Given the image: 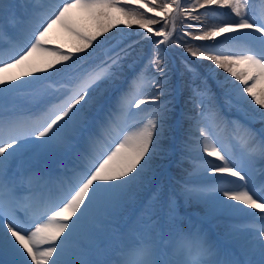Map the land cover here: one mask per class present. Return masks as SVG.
<instances>
[{
  "label": "snow or ice",
  "instance_id": "snow-or-ice-1",
  "mask_svg": "<svg viewBox=\"0 0 264 264\" xmlns=\"http://www.w3.org/2000/svg\"><path fill=\"white\" fill-rule=\"evenodd\" d=\"M260 2L264 5V0ZM131 4L138 8L128 7ZM140 8L147 9L153 16L141 13ZM254 8V0H194L190 6H185L183 0L164 3L157 0H124V3L120 0H58L55 4L31 7L0 0V17L10 16L11 23L19 26L15 34H10L0 23V42L8 46L7 52H0V95L30 83L13 84L12 81L20 77H8L12 68H21L25 77L46 73L49 69L64 74L61 80H52L54 73L36 77L37 81H47L44 95L54 100L48 101L40 113L28 117L31 123L21 117L0 115V249L8 248L13 252L18 258L16 264H92L81 258L85 254L82 237L103 215L119 206L128 190L150 183L147 175L150 161L158 152L161 158L165 155L162 141L172 106L168 98V55L173 46L183 47L194 58L210 61L215 68L234 78L229 81L223 76L219 81L228 103H232L233 92L238 101L251 103L243 95L247 93L259 105L254 110L255 119L264 123V111H261L264 109V12L257 16ZM17 9L21 10L19 15ZM199 9L208 11L193 15ZM214 9H228L229 13H218ZM181 14L201 26L182 22L176 35V20ZM201 16L215 17L217 22L204 26ZM83 18L92 21L95 30L82 28L78 21ZM118 24L129 29L133 25L146 29L147 34L140 33V37L151 45L147 63L133 75L127 87L117 85L123 71V57L128 55L126 49L105 51L85 69L74 67L76 60L83 57L74 60L73 53L91 48L88 55H94L93 42ZM157 24L161 26L153 28ZM54 26L74 36L78 45L70 52L47 47ZM189 28L193 31L186 30ZM183 37L212 43L193 45ZM218 37L223 39L217 41ZM226 48L231 50L226 51ZM35 53L51 59L40 58L35 64H29V58ZM68 61L72 64H67ZM62 63L66 67L56 68ZM237 81L242 88L235 83ZM193 92L194 96L208 97L212 106L207 87ZM148 104L154 106L141 109V105ZM89 106L92 112L86 110ZM196 106L203 108V101ZM133 108L140 111L133 112ZM198 115L203 118L204 113ZM121 118L131 120V130H121L112 138L111 132L117 129ZM232 123L243 130L248 159L244 155L238 159L231 151L213 145L201 128L203 152L220 161L214 164L202 160L204 171L212 175L227 174L235 179H217L199 191L211 192L216 206L224 212L241 215L249 214L247 209L259 211V226H255L256 221L250 224L256 237L251 246L239 259H220V250L202 231L175 229L170 230L167 242L164 236L158 238L156 227L149 225L152 219L149 215L143 221L149 234L142 235L117 264H264V183L257 189L251 171V157L258 155L264 160V129L258 137L247 125L239 121ZM105 140L103 151H97V144ZM33 141H39L36 147L44 150L78 151L79 163L74 176L59 195L32 188L21 191L11 179L12 165ZM260 175L264 176V168L260 169ZM196 191L186 188L185 195L191 199ZM161 200L162 192L153 191L148 212ZM164 203L169 218L174 220L177 215L174 198L169 196ZM250 214L255 217V213ZM257 253L259 262L252 258ZM176 256L182 258L175 259Z\"/></svg>",
  "mask_w": 264,
  "mask_h": 264
},
{
  "label": "rangeland",
  "instance_id": "rangeland-1",
  "mask_svg": "<svg viewBox=\"0 0 264 264\" xmlns=\"http://www.w3.org/2000/svg\"><path fill=\"white\" fill-rule=\"evenodd\" d=\"M57 2H58V0H47V4L48 5L55 4ZM120 2L121 3H124V0H120ZM214 11H216L218 13H223L224 10H222V9H214ZM77 15H79V14H77ZM90 22H92V21L88 20L87 18H83V19H80L78 21L79 25L82 28H84L86 31L89 30L88 27H89V23ZM136 33L139 34L138 39L136 38V39H133L131 41H134V40L141 41L140 33L147 34V30L146 29H142L141 31H137ZM232 35H234V34H232ZM129 38L130 37L126 36V37L123 38V40H121V39H115V40L111 39V42L110 43H107V45H105L103 47V51L105 52V51H109V50L115 48V50L118 52L121 49H126L127 47L131 46V45L125 44L126 41ZM216 39H217V41H219V40H222L223 37H218ZM48 40H49V43L47 44V46L48 45L49 46L52 45L53 47H56L57 45H56L55 41L64 44V43H68V42L70 43V41H76L77 39L74 36H72L70 33H68L67 31H65L64 29L60 28L59 26H54V28L49 33ZM209 43H212V42H209ZM170 52H172L171 49H170L169 53ZM141 57H142V54L140 53L135 59H132V60L127 61L126 62V65L128 67H130V68H133V67H135L137 65L136 66L137 68H135V71L137 72L138 68H142L143 65H144V63H145L144 62L143 64H141L142 63V62H140ZM40 58L51 59V57H46L42 53H35V54H33V57H30L29 58L28 63L29 64H35L37 62V60L40 59ZM209 63H211V62L209 61ZM209 67H210V69H209L210 71L209 72H211L209 74H211V76H212V81H214V83H218L219 84V81L221 79L220 80H217L215 78V76H213L214 73H216L215 66L214 65H211ZM123 71L125 72V69L124 68H123ZM7 75H8V77L10 79L13 76H19L20 79L19 80H14V81H12V83H18V82H20L17 85H21L22 81H30V83L33 82V81H36V77L40 76V73H33L32 76L25 77L23 75V70L21 68H12V69L9 70V72L7 73ZM118 80H117V82H118ZM230 81H233V80H230ZM46 83L47 82H45L43 85L39 86L32 93H19V94H17V96L15 97V103H20V104H23L24 106H32L34 102L36 103V102L40 101L41 99H49V98H51V97H47V96L44 95V88H45ZM235 83L237 85H239V82L238 81L235 82ZM27 84L28 83L22 84L21 87H25ZM239 87L242 88L243 85H239ZM215 88H218V90H221L222 89L220 86H217V85H215ZM222 93L224 94V89H222ZM243 95L246 98L247 97L249 98V96L247 95V93H244ZM0 97H1V95H0ZM230 99L233 100V101H235V102L242 103V101H238L236 99L234 92L232 93ZM153 106L154 105H151V104L141 105V109H143V108H150V107H153ZM86 110L89 111V112H91L93 109H92L91 106H89ZM132 111L133 112H139L140 109H134ZM239 113H242V108L241 107L240 108H236L234 110V112L233 113H229V115H230V117H235L236 118L237 117V114H239ZM125 119L126 118L120 119L118 121L119 125ZM209 126H211V124ZM126 130H131L130 126L127 127ZM213 132H214V135L217 138H216V140H213L212 138H209L208 137L209 140L211 141V143L212 144H216L217 146L221 147L223 150H226L225 148L222 147L221 140H220V137H221L220 135H223V132H221V131L218 132V131H215V130ZM125 134H126V132H125ZM38 143H39V141H33L32 143L27 144L26 147H25V153L28 156V157H26V160H27V163H28V166H27L28 176H25L24 183L28 184L30 186V188H32L33 187L32 185L33 184H36V183H37V186H41L42 181H38V179L40 180V178H41V175H42L41 170H42V168L44 166L45 160L50 159V158H53L57 154H59L61 152V151H56V150H44V149H41L39 147H36V144H38ZM203 143H204V138H203ZM240 143H244V142L241 141ZM104 144H105V142L104 143L97 144V147H96L97 151L99 149H101L100 146L102 148H104ZM239 147H242L243 148L240 151L241 155L243 153V155L245 156V159H248L247 153L245 152V147H243V146H239ZM226 151H228V150H226ZM192 155L193 156H196L199 159H200V157H202V158L203 157H208V156H206V154L203 152L202 149L201 150L194 151L192 153ZM44 156H46V159L43 158ZM251 160H252V165H253L251 171H252V175L255 177V181H256V179L260 175V169L261 168L258 166V162L261 159L257 155V156L251 157ZM73 176H71V178ZM218 177H220V179H222V178L223 179H229V180L235 179V178H232V177L227 176V174H224L223 176L219 175ZM65 186H66V184H65ZM249 187H252V185H249ZM66 188H67V186H66ZM60 190H61L60 189V183H56V184H53L50 189H46L44 191L51 192L54 195H59ZM151 194H152V192H151ZM151 194H150V197H151ZM181 195L183 196V200H185L186 195H184L183 192H182ZM177 196H179L178 193H177ZM202 203L205 206L204 212H206L203 216L209 218V216H214V215H211L212 213H215V216H218V217L214 218L213 219V222L216 223V224L221 220V218H219L220 217L219 215H223V214H226V215H234V214H232L230 212H224L220 208H219V210L215 209L213 211V208H215L217 206H216L214 200L212 199V195L211 196H208V198H204L202 200ZM229 203H232V202L229 201ZM108 216L113 217L112 213L110 212L109 214L103 215L101 217V219H100V222H102V223L105 222V220H107V217ZM234 216H239V215H234ZM119 221L120 220L118 219L116 222H119ZM97 224H99V223H97ZM134 225H135V223L133 225H131V228L128 230V232H126L127 234L126 233L124 234V239L126 238V241L127 242H129V240H132V242H134V241L137 240L136 238L130 237L131 235L135 234L134 230L132 229ZM248 226H249V223H247V222H237V223H235V225L233 226V228H230V229L227 228L224 224L221 225V227L223 229H225V231H226V235H227L226 237H228L230 240H232L235 243H237L243 250H245V246L246 245H251L252 242L256 238L254 232L248 230ZM100 228L101 227L99 225H96V229H100ZM110 228H112V229L114 228V223L111 224ZM135 228H138V226H135ZM92 230L93 229H91L86 235H84L82 237V241L88 242L89 243V247L97 246V245L101 244L102 241H104L103 240L104 237H103V238H99L98 241H93V242L90 243V240L88 238H86V236H89ZM100 230H98V231H100ZM98 231L95 230V233L97 235H98ZM99 233L101 235L102 233H104V230H101ZM113 234L110 235V236H106L105 239H111L113 237L115 238L116 236L113 235ZM205 236L208 237L207 234H205ZM83 245H84V249L83 250L85 252H87L89 250L88 249L89 247L87 248V247H85V244H83ZM99 251H100V249L96 250L91 256H95ZM257 255L259 256V254L257 253L252 258L255 259L257 257Z\"/></svg>",
  "mask_w": 264,
  "mask_h": 264
},
{
  "label": "trees",
  "instance_id": "trees-1",
  "mask_svg": "<svg viewBox=\"0 0 264 264\" xmlns=\"http://www.w3.org/2000/svg\"><path fill=\"white\" fill-rule=\"evenodd\" d=\"M149 2H150V0H149ZM164 2H166V0H157V3H164ZM192 3H194V0H185V2H184L185 6H190ZM133 9H136V8H133ZM139 11L141 13H144L143 10H141V9H139ZM204 12H205V10L199 9L198 11L194 12L193 15H201ZM224 13H229V10L228 9H224ZM144 14L148 16V14H146V13H144ZM201 19L203 21V25L204 26L213 25V20H211V18L209 16L208 17L201 16ZM182 22L185 25L191 23V24H194L195 27H200L201 26L197 22L188 20L187 17L185 15H183V14L179 15L177 17V20H176V24H177V26L179 28L181 27V23ZM135 28H138V26L137 25H133L132 28L129 29L125 25L118 24L110 32H107V33H104L101 36H98L97 40L93 42V47L96 48L97 44H98V42L100 40H108L109 38L119 36L120 34H123V33H131L133 31V29H135ZM88 29L89 30H87V31L95 30V25H94L93 22L89 23ZM186 30L193 31V29H191V28L186 29ZM189 38L190 37H185V38H183V40L187 41L188 43L193 44V45H198L199 44V43H196L194 41H191ZM78 43L75 44V47L78 45ZM171 50H172L173 54L176 57L178 70L180 72V82H181V87H182L181 102L183 103V110H184L182 126H183L184 130H191L195 134L196 130H195L194 127H195L196 124H199V123H197V120H196L199 117V115H198V107L196 106L198 97L194 96L193 90L196 89V88H201V87H203L205 85L208 86L207 85L208 83L206 81L208 78L203 75L201 69L207 70L209 68V66H211L212 64L209 63V61H207V60H201V59L192 57L191 55H189L184 50L183 47L173 46L171 48ZM86 51H92V49L90 48V49H87ZM96 57H97V55L96 56L92 55L89 58L88 61H86L87 59H83V60H80V61H83L84 63L86 62L87 64L91 65L96 60ZM192 61H194V64H190V63H192ZM216 75L218 77H223V76L228 75V74L223 72V70L216 68ZM167 79H168V85L173 84V81H174L173 74H170ZM126 87H127V85H126ZM151 91L154 92L155 89H152ZM257 91H259V87H258ZM190 97H192L193 99L190 100ZM258 108H259V105H257V109ZM171 113H172V111H170L169 116H170ZM193 117H196V119H193ZM256 123L262 124L259 121H257ZM168 128L169 127L167 125V131H168ZM166 134H167V132H166ZM166 137H167V135L163 138L162 147L165 146L164 144H166V141H167ZM185 138H188V136L185 137ZM189 139L192 140L193 138H189ZM165 153H166V150H165ZM160 158H161V156H160V154L158 152L157 155L153 157L152 161H150V168L156 162H158ZM149 173L150 172H148L147 174H149ZM151 173H152V171H151ZM178 175L181 176V173H179ZM178 185L181 187L180 184H178ZM142 187H133L132 189L128 190L124 194L121 202L125 203L124 200H129L128 194L130 192L137 193V195H138V192L141 191ZM137 190H139V191L135 192ZM189 200L190 201H189V203L187 205V208H189V209L197 208L200 211H204V209H202L200 207V205L196 201H194L193 197L191 199H189ZM160 207H161V202L157 203L155 208H156V210H159Z\"/></svg>",
  "mask_w": 264,
  "mask_h": 264
},
{
  "label": "bare ground",
  "instance_id": "bare-ground-1",
  "mask_svg": "<svg viewBox=\"0 0 264 264\" xmlns=\"http://www.w3.org/2000/svg\"><path fill=\"white\" fill-rule=\"evenodd\" d=\"M152 14H153V13H152ZM225 35H229V34H225ZM219 175H220V174H219ZM214 209L219 210L218 207H215ZM252 211H258V210L247 209V212H252ZM212 214H215V213H212ZM241 215H244V214H241ZM9 235H10V234H9ZM250 246H251V245H246V246H245V249H246V248H249ZM2 250H3V252H4V255L7 257V259H9V260L11 261L10 264H16L18 258L14 255V253L11 252L8 248H3Z\"/></svg>",
  "mask_w": 264,
  "mask_h": 264
}]
</instances>
